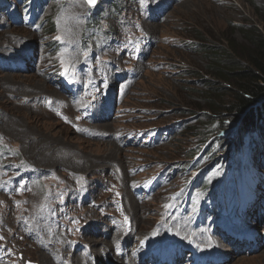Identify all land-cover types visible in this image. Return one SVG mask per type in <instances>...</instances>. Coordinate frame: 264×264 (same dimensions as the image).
Here are the masks:
<instances>
[{
	"label": "rangeland",
	"instance_id": "obj_1",
	"mask_svg": "<svg viewBox=\"0 0 264 264\" xmlns=\"http://www.w3.org/2000/svg\"><path fill=\"white\" fill-rule=\"evenodd\" d=\"M145 1L99 0L90 7L85 0H0V146L7 150V155L0 151V264H9L1 252L14 253L19 264H72V246L81 249L86 243L88 223L101 209L109 211L118 203L126 212L123 179L132 181L128 191L138 195L139 204L143 201L144 207L134 210L145 225L138 227L137 235L151 230L155 214L160 223L161 212L170 209L166 238L143 239V245L170 241L181 227L171 217L186 207V219L199 212L211 232L220 225L218 231L226 239L223 219L235 222L227 205L241 202L239 177L233 171L224 174L219 165L209 179L221 187L216 185L208 195L192 188L191 201L180 184L190 175L180 166L182 161L190 162L206 148L204 137L187 134L190 127L205 130L202 122L208 114L199 109L206 107L205 101L195 90L205 89L203 78L214 79L208 72L210 58L190 44L204 46L205 39L222 45L226 35L246 44L241 29L263 27L264 0L166 5V17L150 27L153 36L141 39L137 15ZM75 5L80 6L76 11ZM94 16L100 22L97 28L94 20L88 26ZM37 45L42 49L34 57ZM103 103L107 112H101ZM229 134L237 138V126L208 139ZM227 148L230 153L236 149L231 143ZM263 155L260 151L250 157L243 150L242 157L237 155L241 165L234 164L243 178L240 213L247 214L255 204L246 225L256 234L262 232V240L264 169L257 162ZM58 156L59 163H54ZM65 159L81 168L62 162ZM174 162L179 163L174 164L176 173ZM116 165L122 174L109 171ZM258 176L263 179L253 187L244 180L256 184ZM56 179L61 183L54 188L50 182ZM17 199L26 205L16 206ZM82 213L79 234L71 235L70 224ZM117 213L108 218L121 223ZM218 216L220 221L213 224L211 219ZM191 224L200 226L193 219ZM184 245L196 249L193 243ZM243 250L230 264H264V250Z\"/></svg>",
	"mask_w": 264,
	"mask_h": 264
},
{
	"label": "bare ground",
	"instance_id": "obj_2",
	"mask_svg": "<svg viewBox=\"0 0 264 264\" xmlns=\"http://www.w3.org/2000/svg\"><path fill=\"white\" fill-rule=\"evenodd\" d=\"M148 1H150V3L147 2L146 0L143 4V9L137 15L139 20L137 22L138 36L141 39H144L146 37V34H148L149 37L153 36L150 27L152 25H155V23L162 21V19L166 17L164 13L167 10V6H171V7L177 6L179 2L183 1L181 3H184L185 0H148ZM79 7H80L79 5H75L74 11H76ZM153 11H155L156 14H159L156 18L150 15L151 12ZM9 43L12 44L13 40L10 39ZM41 49L42 47L40 45H37L36 51L34 50V54H35L34 57L38 55L39 53L38 51ZM101 112H107V106L104 103L101 105ZM107 146L108 148L112 147V145L111 146L107 145ZM37 149L38 148H36L35 152L38 151ZM46 152L45 155H47ZM47 156H43V159L49 160ZM59 156L57 157V159H55L56 161H54V163H59V159H60ZM54 158L55 157H53V159ZM70 160L71 159H65L62 162L64 163L68 162L69 165L75 166V168H81V166L73 164V162ZM111 170H113L116 174L123 173V169L120 165H116L113 169L111 167L109 171ZM122 181L126 188L124 194L126 212H124L121 209L118 203L116 208H112L109 211H105L104 209H101L99 211V214H97L98 215L97 218L94 219L92 222L88 223V231L86 233L87 239H86V243L82 245L83 247L81 249H77L78 247L77 244L72 246V252H73L72 261H71L73 262L72 264H155L156 260L151 261L150 258H144V259L141 258L140 251L141 248L144 246L142 242L143 239L150 240L153 237L166 238L168 232L165 231V227H167V222L169 221L170 209H168L166 213L161 212L163 219L161 220L160 223H158L156 219L157 214H155L156 216L155 218L153 217V226L151 230L149 232H146L145 234L137 235L138 227L145 225L144 223L142 224V219L139 218L137 214H135L134 210H137L139 207H144L143 201L141 204H139L138 195L136 193L132 194L128 191V188L134 185L130 179H123ZM58 183H61L60 179H56L55 182L53 183L50 182L51 185H54V188H57ZM62 193L64 192L62 191ZM24 195L25 194L21 195L20 197H23ZM18 204L20 205V208L23 205H26L24 201L20 202V200L17 199L15 201V205L18 206ZM137 205L139 207H137ZM26 211L27 209L22 212L18 211L17 216L20 217ZM115 211L118 212L117 217L121 221V223L114 222L112 219L108 218V216ZM254 212H255V208L253 206L251 208V213L253 214ZM171 218L174 221H176L175 224L181 226L180 228L174 230L171 238L172 242H177L182 245L184 243H189V242L193 243V245L197 249H199L201 253H207L210 252L212 249H216L218 254L223 256L224 255L230 256V261L226 263L225 262L226 260H224L223 262L224 264L232 263L236 259L235 257L240 258V256L238 255L239 253L238 251L240 250V245L237 242H234L229 246L225 245L223 243L225 239H223L221 231H218L217 228L216 229L217 231L212 233L210 230V226L208 225V223L202 220L203 217L199 212H195L191 218V220L193 219L194 221H198L200 223V226L198 228L193 227L191 224V220L186 219V212L185 213L176 212L173 214ZM263 219L264 217H262V220ZM83 221H84V214L82 213L78 215L75 218V220L70 224L71 235L79 234V230L83 225ZM92 226L95 228L94 231L91 230ZM192 233L195 234L194 238H192ZM261 234L262 232L257 235L258 239H261ZM19 235L21 237L23 236L22 234ZM256 250L260 252L264 250V241L260 242ZM1 255L9 258V260L7 261L9 264H11L10 260L16 261L14 260L15 258L13 256L14 253L12 255L1 252ZM192 256H193V252L190 249L186 250L183 254L178 255L177 261L174 264H191ZM45 257L43 256L41 258L45 260L46 259ZM46 261L48 262V259H46ZM16 263L19 264L17 261Z\"/></svg>",
	"mask_w": 264,
	"mask_h": 264
},
{
	"label": "trees",
	"instance_id": "obj_3",
	"mask_svg": "<svg viewBox=\"0 0 264 264\" xmlns=\"http://www.w3.org/2000/svg\"><path fill=\"white\" fill-rule=\"evenodd\" d=\"M50 24L49 30L54 33L56 26L54 22ZM241 31L246 37V44L228 35L224 36L222 45L209 44L205 39L200 40L205 43L204 46L190 44L196 49L202 48L210 58L208 72L214 79L203 78L205 89L195 90L205 101L206 107L199 109L208 112L204 115L206 122L199 121L204 124L205 130L190 127L187 134L204 137L201 143L206 145L208 137L215 132L221 134L234 126L239 129V139L229 134L217 137L208 144L207 153H212L213 160L220 153L227 152L230 143L236 146L237 151H248L250 157L254 153L264 152V24L262 28L255 26ZM229 115L231 118L227 117ZM217 163H220V159L215 165ZM257 165L264 169V155ZM258 178L261 180L262 176ZM202 184L205 189L211 187Z\"/></svg>",
	"mask_w": 264,
	"mask_h": 264
},
{
	"label": "snow or ice",
	"instance_id": "obj_4",
	"mask_svg": "<svg viewBox=\"0 0 264 264\" xmlns=\"http://www.w3.org/2000/svg\"><path fill=\"white\" fill-rule=\"evenodd\" d=\"M85 2L90 6H95L97 0H85ZM66 72H67V69H66Z\"/></svg>",
	"mask_w": 264,
	"mask_h": 264
},
{
	"label": "water",
	"instance_id": "obj_5",
	"mask_svg": "<svg viewBox=\"0 0 264 264\" xmlns=\"http://www.w3.org/2000/svg\"><path fill=\"white\" fill-rule=\"evenodd\" d=\"M98 1V0H97ZM97 3V2H96ZM96 5V4H95ZM93 7V6H92ZM26 264H37V263H33V262H29L27 261Z\"/></svg>",
	"mask_w": 264,
	"mask_h": 264
}]
</instances>
